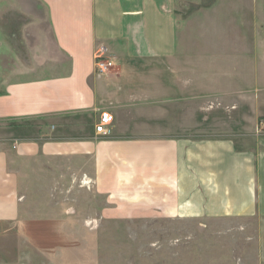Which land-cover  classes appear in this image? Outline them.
<instances>
[{
	"label": "crops",
	"instance_id": "crops-1",
	"mask_svg": "<svg viewBox=\"0 0 264 264\" xmlns=\"http://www.w3.org/2000/svg\"><path fill=\"white\" fill-rule=\"evenodd\" d=\"M213 1L0 0L1 223L72 178L156 196L168 217L257 222L264 264V55L247 37L262 28Z\"/></svg>",
	"mask_w": 264,
	"mask_h": 264
},
{
	"label": "rangeland",
	"instance_id": "rangeland-1",
	"mask_svg": "<svg viewBox=\"0 0 264 264\" xmlns=\"http://www.w3.org/2000/svg\"><path fill=\"white\" fill-rule=\"evenodd\" d=\"M229 1L234 2V11L246 12L240 23L249 25L255 20L261 25V35L247 37L257 38L264 55V0ZM221 3L214 0L212 5L220 7ZM218 7L214 9H222ZM259 10L262 18L256 20L254 12ZM221 21L214 19L215 25ZM238 69L226 68L233 78L238 77ZM259 70L264 94V65ZM258 120L264 122V112ZM61 181L43 182L42 195L35 194L39 186L33 187V217L0 222V264L261 262L257 222L168 217L159 209L156 196L116 194L112 193L115 188L82 186L72 178Z\"/></svg>",
	"mask_w": 264,
	"mask_h": 264
},
{
	"label": "built area",
	"instance_id": "built-area-1",
	"mask_svg": "<svg viewBox=\"0 0 264 264\" xmlns=\"http://www.w3.org/2000/svg\"><path fill=\"white\" fill-rule=\"evenodd\" d=\"M95 65H96V70L100 73L108 72L114 65V62L108 57L104 47H102L98 51L95 59ZM113 122H114V116L112 113L108 111L102 112L100 116V120L96 126L97 132L102 135L110 134L111 125L113 124Z\"/></svg>",
	"mask_w": 264,
	"mask_h": 264
}]
</instances>
